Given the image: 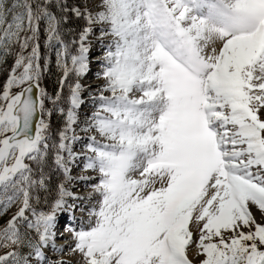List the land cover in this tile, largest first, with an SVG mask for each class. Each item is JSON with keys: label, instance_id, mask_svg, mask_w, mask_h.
Wrapping results in <instances>:
<instances>
[{"label": "snow or ice", "instance_id": "6c2138e0", "mask_svg": "<svg viewBox=\"0 0 264 264\" xmlns=\"http://www.w3.org/2000/svg\"><path fill=\"white\" fill-rule=\"evenodd\" d=\"M0 72V264H264V0H0Z\"/></svg>", "mask_w": 264, "mask_h": 264}, {"label": "rangeland", "instance_id": "374dc122", "mask_svg": "<svg viewBox=\"0 0 264 264\" xmlns=\"http://www.w3.org/2000/svg\"><path fill=\"white\" fill-rule=\"evenodd\" d=\"M4 2L6 3V4H11L12 3V0H4ZM96 2H94V3H89V4H95ZM72 26V25H71ZM73 26L75 27L76 25L75 24H73ZM43 40H44V35H43V32L41 31V38H40V44H41V53H42V55L44 54V49H43ZM96 55V54H95ZM11 63H12V61H11ZM41 63H43V61H41ZM11 65V64H10ZM53 68V69H52ZM50 69H52V70H50L49 72H48V75H49V78H50V81L48 82V84H47V82H45V79H47L48 77H46L45 75H44V78H43V80H42V82H41V86L42 87H44L49 93H51V94H53V92H50L51 90H49V89H51V87H52V83L54 82V80H56L57 79V77H58V73H57V71H56V68H55V56H54V54L53 55H51V57H50ZM6 79V73L4 72V77L0 80V84H2L3 83V81ZM97 81V80H96ZM102 82V81H101ZM57 88H58V86H57ZM84 100H86V99H84ZM88 103H85L84 104V106L85 107H83V108H81L80 110H79V113H81L80 111H83V109H87V108H89L90 109V105L88 104ZM88 110V109H87ZM56 116V115H55ZM57 117V116H56ZM83 117V116H82ZM52 123V122H51ZM56 123H57V120H56ZM84 135V134H83ZM79 146V145H78ZM77 149V148H76ZM78 150V149H77ZM77 173H79L78 171H77ZM76 191H77V189H76ZM8 217L7 216H4V217H0V223H3L4 222V220H6ZM66 257H69L68 259L70 260V262L72 261V260H74L75 259V257H73V256H71V255H64V258L66 259Z\"/></svg>", "mask_w": 264, "mask_h": 264}, {"label": "bare ground", "instance_id": "6f19581e", "mask_svg": "<svg viewBox=\"0 0 264 264\" xmlns=\"http://www.w3.org/2000/svg\"><path fill=\"white\" fill-rule=\"evenodd\" d=\"M92 5H94V4H89V6L91 7ZM96 49L94 48L93 49V51H95ZM99 54H96V56H98ZM92 74V73H91ZM88 99V98H87ZM83 107H85V106H83ZM82 107V108H83ZM81 113H79V115H80V117H81V119L83 118L82 116H84V114H85V111H80ZM80 135H83V134H80ZM77 149H79V146L78 145H76L75 146ZM77 171L79 172V173H77ZM80 174V170L78 169V168H73L72 169V172H71V175L72 176H77V175H79ZM80 187H82L81 185H77L75 188H73V191H76V189L78 190ZM84 187V186H83ZM84 188H86V187H84ZM87 190L85 191V192H83V193H81V195H87V193L90 191V189H88V188H86ZM52 256L55 258L56 256H55V254H52ZM59 258H62V259H64V260H66V261H69V264H71V262L73 261H71L70 262V260L68 259L69 257H66V259L64 258V255L63 256H60Z\"/></svg>", "mask_w": 264, "mask_h": 264}, {"label": "trees", "instance_id": "16d2710c", "mask_svg": "<svg viewBox=\"0 0 264 264\" xmlns=\"http://www.w3.org/2000/svg\"><path fill=\"white\" fill-rule=\"evenodd\" d=\"M52 11H54V12L56 11L55 7L52 8ZM72 27H74V26L72 25ZM10 64H11V59H9V61H8L9 66H10ZM2 76H3V72H0V79L2 78ZM57 79H58V77H57ZM57 79L54 80V82L52 83L51 89H49V90H51V92H53V95L55 94V91L57 90V86H58ZM49 81H50V79H49ZM65 93H66V89H65ZM56 120H57V117L55 115H53L51 117V122H52L53 128H56L58 126V121L56 123Z\"/></svg>", "mask_w": 264, "mask_h": 264}]
</instances>
